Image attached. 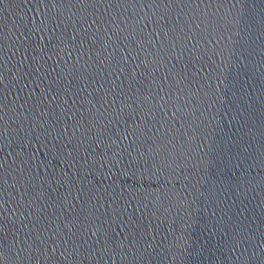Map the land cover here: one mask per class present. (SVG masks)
Listing matches in <instances>:
<instances>
[{"label": "water", "instance_id": "1", "mask_svg": "<svg viewBox=\"0 0 264 264\" xmlns=\"http://www.w3.org/2000/svg\"><path fill=\"white\" fill-rule=\"evenodd\" d=\"M196 3L200 5L198 10L192 4L184 7L183 12L178 4L170 9L163 5L157 9L152 0L112 8L103 3L86 13L89 24L95 16L102 20L115 16L117 22L127 19L131 32L140 16L154 20L168 12L175 19L180 12L182 23L192 20L189 37L195 34L202 47L209 50L207 56L195 63L192 71L196 75H190L188 81L178 86L184 91L174 94L169 105V117L174 111L172 105L181 109L171 121L173 133L181 139L187 132L188 138L181 161L183 170L179 173L181 178L188 179L184 181L186 187L178 183L177 188L189 203L192 202L189 192L207 194V198L198 201L201 211L193 218L200 220V226L195 230L187 227L190 221L184 219L183 211L173 212L166 219L161 217L164 223L159 225L153 247L148 248L151 255L144 254V261L145 264H260L264 258V0H214L211 8L210 0ZM206 9L213 22L207 28V22L200 23ZM81 12L77 0L0 3V217L7 225L0 236L6 246L12 245L13 234L21 223H27L29 211L45 209L37 225L38 229H45V235L50 227L55 228L53 220L62 225L65 217L83 216L81 208L91 209L97 203L95 196L103 197L99 203L104 205L95 216L105 218L109 198L105 188L111 180L104 178L107 171L102 166L104 148L98 147L97 141L100 127L96 125L88 131L89 125L83 119L95 123L87 111L91 107L87 101L95 104L102 92L95 91L99 87L95 81L87 83L86 91H79L84 81L77 80L76 87L68 84L79 73L72 68L76 53L68 56L71 45L62 36V33L69 38L73 35V21L80 18ZM57 19L63 21L60 27H56ZM197 23L199 29L195 27ZM97 27L98 24L91 25L90 35ZM103 28L120 31L111 23ZM150 30L145 29V35ZM120 34L123 37L128 33ZM131 39L129 36L124 43ZM95 51L90 53L93 58ZM83 65L84 60H80L76 68ZM95 68L92 64L87 71L92 73ZM66 87L68 92L64 91ZM73 92L78 95L73 96ZM80 189L83 199L78 198ZM69 191L71 195L64 201L62 197ZM41 192L43 197L34 201ZM90 196L93 199L85 203ZM206 203L208 208L204 207ZM58 204L65 207H57ZM73 204L74 209L68 207ZM195 208L193 205L189 215ZM211 209L216 210L215 217ZM30 219L35 221L36 217ZM214 226L216 232L211 231ZM91 228L88 224L84 231ZM219 228L228 233L223 239ZM239 233L249 238L239 250L233 251L227 241ZM82 234L73 239L79 241ZM95 239L89 234L88 243L80 249L82 255L76 258L79 264L132 261V250L127 247V261L122 259L123 253L112 259L108 256L100 259L96 253L89 256L85 249ZM210 239L211 243H205ZM72 247L68 245L69 251ZM4 251L8 254V247ZM9 255L4 264H19L14 253ZM41 264H45L43 259ZM47 264H72V257L65 259L58 252Z\"/></svg>", "mask_w": 264, "mask_h": 264}, {"label": "snow or ice", "instance_id": "2", "mask_svg": "<svg viewBox=\"0 0 264 264\" xmlns=\"http://www.w3.org/2000/svg\"><path fill=\"white\" fill-rule=\"evenodd\" d=\"M2 2L3 0H0V3ZM77 2L82 6V12L80 18L73 21V35L69 38L66 33H62L64 39L71 45L68 56L71 57L73 51L76 53L72 68L79 73L73 76L68 84L76 87L77 80L84 81V86L79 91H86L87 83L95 81L99 85L95 91L102 92V95L96 98L95 104L92 100L87 101L91 106L87 111L95 123L83 119L89 125L88 131H91L93 126L100 127L97 141L98 147L104 148L102 166H106L107 169L104 178L111 180L105 188L109 197L108 207L103 213L105 218L101 220L99 216H95V213L104 207L99 203L103 197L95 196L97 203L93 204L91 209L81 208L83 216L65 217L62 225L53 220L51 223L55 228L50 227L47 230L49 234L45 235V229L37 228L45 209L29 211L25 217L27 223L22 222L21 228L13 234L11 246H6L3 237L0 236V264H4L12 253L19 264H33V262L41 264V259L47 264L56 258L58 252L65 259L72 257V264H79L76 258L82 255L80 249L88 243L89 234L96 237L93 244L85 249L89 256L96 253L100 259L104 256L112 259L123 253L122 259L127 261L128 251L125 250L127 247L132 250L130 264H145L144 254L151 255L148 253V248L153 247V242L159 234V225L164 223L161 217L166 219L173 212L179 214L183 211L184 219L190 221L187 227L195 230L200 226V220L193 221V218L201 211L198 201L207 198V194L202 196L196 192H189L188 195L192 196V202L189 203L177 188L178 183L181 187H186L184 181L188 179L187 176L181 178L179 174L183 170L181 161L185 158L184 149L188 138L187 132L181 139H177L173 133L171 121L181 109L172 105L174 111L169 117V105L174 94L184 91L178 86L188 81L190 75L193 77L196 75L192 71L195 63L207 56L209 50L202 47L195 34L189 37L188 34L192 32V27L189 26L192 20L182 23L180 12L175 19L168 12L159 14L154 20L148 16H140L129 32L127 19L117 22V17L112 16L109 20H102L93 12L95 18L89 24L86 13L89 8L98 9L103 3H107L108 8H112L129 3L141 5L142 0H77ZM212 2L214 0H210L209 8ZM152 4L157 9L161 5L165 9H170L178 4L181 12L184 7L192 4H195L197 10L200 6L196 0H159V2L152 0ZM53 6L55 7V4ZM202 15L204 19L200 23L207 22L206 28L211 26L213 22L207 15V9ZM193 19L200 17L193 16ZM62 23L63 21L57 19L56 27H60ZM107 23L115 25L120 31L103 28ZM200 23L195 24L197 29L200 28ZM77 24L80 25L79 28L76 27ZM92 24H98V27L90 35ZM121 24L125 27L121 28ZM85 25L87 27H84ZM149 27L151 30L145 35L144 30ZM121 32L128 34L122 37ZM129 36L132 39L125 44L124 41L129 40ZM93 49L96 50L95 58L90 55ZM80 60H84V65L76 68ZM89 61L96 65L92 73L87 71L92 67ZM64 91L68 92L69 89L66 87ZM72 95L77 96L78 92H73ZM179 98L177 96V99ZM72 102L75 104L76 100ZM96 104L100 107L97 108ZM225 107L228 105L226 104ZM79 126L83 127V125ZM122 178L127 179L122 180ZM79 192L81 195L78 198L83 199V189ZM43 195L41 192L34 201L41 199ZM70 195L69 191L62 199L67 201ZM93 196H90L85 203L91 201ZM193 205L196 208L189 215ZM51 206L47 205V207ZM32 207L33 204L30 203L29 208ZM57 207L64 208L65 205L58 204ZM68 207L74 209L75 205ZM204 207L208 208L209 205L206 203ZM210 211L215 217L216 210ZM33 216L36 217L35 221L30 219ZM88 224H91L92 228L85 232L84 229ZM154 224L157 225L156 228L152 227ZM6 227L3 218L0 217V233H3ZM211 231L216 232L217 226ZM219 231L223 234L222 239L228 235L223 228H219ZM19 232L24 234L21 236ZM78 233H83L79 241L73 239ZM248 238L243 233H239L233 235L227 243L233 251H237ZM164 239L166 240L167 236H164ZM205 243H211V239ZM69 244L73 246L71 251L68 248ZM5 247H8V254L4 251ZM219 250L218 247L217 251ZM239 259L240 257H237V260ZM260 264H264V258L261 259Z\"/></svg>", "mask_w": 264, "mask_h": 264}]
</instances>
